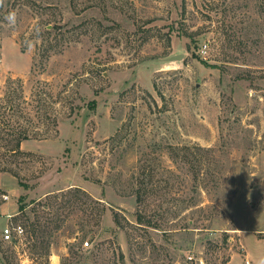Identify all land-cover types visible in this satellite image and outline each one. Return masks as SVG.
<instances>
[{"label": "rangeland", "instance_id": "1", "mask_svg": "<svg viewBox=\"0 0 264 264\" xmlns=\"http://www.w3.org/2000/svg\"><path fill=\"white\" fill-rule=\"evenodd\" d=\"M0 60V264L264 257V0H5Z\"/></svg>", "mask_w": 264, "mask_h": 264}, {"label": "built area", "instance_id": "2", "mask_svg": "<svg viewBox=\"0 0 264 264\" xmlns=\"http://www.w3.org/2000/svg\"><path fill=\"white\" fill-rule=\"evenodd\" d=\"M0 64H1V60H0ZM23 233H24V229L21 226L15 229L9 227L3 231L2 237L5 242L13 243L16 241L17 237H20L21 235H23ZM86 246H89V244L87 243Z\"/></svg>", "mask_w": 264, "mask_h": 264}, {"label": "clouds", "instance_id": "3", "mask_svg": "<svg viewBox=\"0 0 264 264\" xmlns=\"http://www.w3.org/2000/svg\"><path fill=\"white\" fill-rule=\"evenodd\" d=\"M5 6V0H0V7ZM4 19L8 22L10 26H14L16 24V13L15 11H9ZM257 264H264V257H261L259 260H257Z\"/></svg>", "mask_w": 264, "mask_h": 264}, {"label": "water", "instance_id": "4", "mask_svg": "<svg viewBox=\"0 0 264 264\" xmlns=\"http://www.w3.org/2000/svg\"><path fill=\"white\" fill-rule=\"evenodd\" d=\"M177 59H180V57L179 56H175V57H172V58H170V59H167L166 61H175V60H177Z\"/></svg>", "mask_w": 264, "mask_h": 264}, {"label": "trees", "instance_id": "5", "mask_svg": "<svg viewBox=\"0 0 264 264\" xmlns=\"http://www.w3.org/2000/svg\"><path fill=\"white\" fill-rule=\"evenodd\" d=\"M25 209V207H21V211H23ZM61 227H58V230L60 229Z\"/></svg>", "mask_w": 264, "mask_h": 264}]
</instances>
